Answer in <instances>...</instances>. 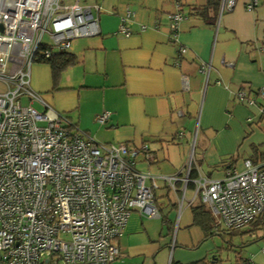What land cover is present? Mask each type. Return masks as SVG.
Masks as SVG:
<instances>
[{"label": "crops", "instance_id": "obj_1", "mask_svg": "<svg viewBox=\"0 0 264 264\" xmlns=\"http://www.w3.org/2000/svg\"><path fill=\"white\" fill-rule=\"evenodd\" d=\"M221 1L97 0L100 33L72 41L64 52L71 63L56 78L49 63L31 66L29 86L50 115L97 143L139 150L137 170L160 216L131 213L110 264H211L208 238L231 230L195 194L193 180L242 172L246 160L264 164V102L256 96L264 87V0L252 11L237 0L220 14ZM175 13L182 20L173 31ZM241 89L257 103L237 101ZM103 112L101 125L95 117ZM189 161L190 181L170 187L165 178L184 179ZM263 245L246 247L237 264H264Z\"/></svg>", "mask_w": 264, "mask_h": 264}, {"label": "built area", "instance_id": "obj_2", "mask_svg": "<svg viewBox=\"0 0 264 264\" xmlns=\"http://www.w3.org/2000/svg\"><path fill=\"white\" fill-rule=\"evenodd\" d=\"M236 1L222 0L220 14L231 12ZM257 6L258 0H248L245 9ZM100 12L97 0H0V82L6 87L0 93V264H110L120 255L116 240L131 213L160 216L145 175L137 170L138 149L100 144L64 127L29 86L36 60L100 33ZM170 17L174 31L182 16ZM119 32L129 35L125 25ZM256 96L264 102V87ZM236 99L257 103L242 89ZM108 116L103 112L95 121L103 125ZM190 167L191 161L184 179L166 177L168 185L188 183ZM193 183L195 194L227 228L264 221V164L246 160L242 172Z\"/></svg>", "mask_w": 264, "mask_h": 264}, {"label": "rangeland", "instance_id": "obj_3", "mask_svg": "<svg viewBox=\"0 0 264 264\" xmlns=\"http://www.w3.org/2000/svg\"><path fill=\"white\" fill-rule=\"evenodd\" d=\"M44 41H49L47 37H44ZM36 63V62H34ZM33 63V64H34ZM40 63L42 61L40 60ZM43 63H50V62H43ZM59 73V72H58ZM58 73L54 72L55 78L57 77ZM6 87L3 83L0 82V93L5 92ZM64 93L67 94H75L76 91L68 90ZM23 104H28L29 100L27 98H21ZM32 106L34 109H36L38 112L42 113V106L37 103L33 102ZM58 116H61L58 114ZM62 117V116H61ZM170 199H172L170 197ZM164 200H160L161 203ZM166 201V200H165ZM200 202V200L198 199ZM167 202V201H166ZM179 209V202L177 207V212ZM176 211L170 212V208L168 210V216L170 215V218L173 219L175 216ZM209 224L212 226L214 224V221H209ZM223 225V224H222ZM224 227V226H223ZM250 226L240 230V231H226L222 234H215L210 235L211 238H208L206 242V248L207 252L209 254V261H211V258L216 259L217 264H237V262H240L243 259V256L246 255L245 248L249 246H261L263 244L264 238L262 237L264 234V229L257 230V231H250Z\"/></svg>", "mask_w": 264, "mask_h": 264}, {"label": "trees", "instance_id": "obj_4", "mask_svg": "<svg viewBox=\"0 0 264 264\" xmlns=\"http://www.w3.org/2000/svg\"><path fill=\"white\" fill-rule=\"evenodd\" d=\"M208 1H209L208 5H211L213 0H208ZM204 10L202 12H199V11L196 12L195 16L203 17L204 12H205ZM41 61L42 62H50L49 64L51 65L53 72H56V73H58L60 70H62L64 67L68 66L71 63V59H68L64 52L60 53V54H58V55H56L50 59L41 60ZM64 127L68 128V129H72L73 125L67 124V125H64ZM194 211L200 212L201 214H204V212H205L204 209H201L200 207L196 208ZM248 226H250V228H251L250 231H257L258 229L262 230V229H264V221L261 219H257L255 221L250 222L249 225H247L246 227H248ZM230 230L231 231H240V229H230ZM263 236H264V234H263Z\"/></svg>", "mask_w": 264, "mask_h": 264}, {"label": "water", "instance_id": "obj_5", "mask_svg": "<svg viewBox=\"0 0 264 264\" xmlns=\"http://www.w3.org/2000/svg\"><path fill=\"white\" fill-rule=\"evenodd\" d=\"M215 263V259L212 258L211 260V264H214Z\"/></svg>", "mask_w": 264, "mask_h": 264}]
</instances>
